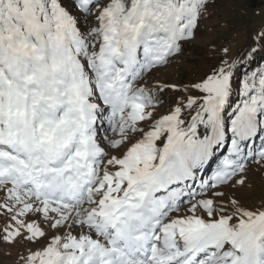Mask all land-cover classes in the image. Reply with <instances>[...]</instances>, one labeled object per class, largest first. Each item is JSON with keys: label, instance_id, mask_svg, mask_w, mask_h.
I'll use <instances>...</instances> for the list:
<instances>
[{"label": "snow or ice", "instance_id": "snow-or-ice-1", "mask_svg": "<svg viewBox=\"0 0 264 264\" xmlns=\"http://www.w3.org/2000/svg\"><path fill=\"white\" fill-rule=\"evenodd\" d=\"M216 5L0 0V243L17 264H264V201L237 195L264 170V25L166 75Z\"/></svg>", "mask_w": 264, "mask_h": 264}, {"label": "rangeland", "instance_id": "rangeland-1", "mask_svg": "<svg viewBox=\"0 0 264 264\" xmlns=\"http://www.w3.org/2000/svg\"><path fill=\"white\" fill-rule=\"evenodd\" d=\"M205 23L206 27L182 58L183 63L177 65V72L166 74L167 78H194L208 64L211 45L219 47L227 42L235 55L247 45L248 35L264 23V8L251 7L249 0H217L213 17ZM247 183L251 186L240 189L237 195L250 205L258 206L264 201V170L250 171ZM19 252V245L13 247L0 243V264H17Z\"/></svg>", "mask_w": 264, "mask_h": 264}, {"label": "trees", "instance_id": "trees-1", "mask_svg": "<svg viewBox=\"0 0 264 264\" xmlns=\"http://www.w3.org/2000/svg\"><path fill=\"white\" fill-rule=\"evenodd\" d=\"M249 5L253 8H259V9L264 8V0H249ZM262 25H264V23L258 25L256 30L259 29Z\"/></svg>", "mask_w": 264, "mask_h": 264}]
</instances>
